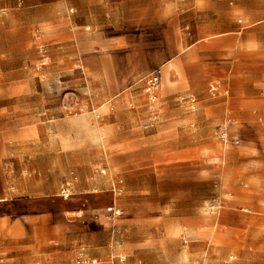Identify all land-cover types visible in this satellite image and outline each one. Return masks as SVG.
Returning a JSON list of instances; mask_svg holds the SVG:
<instances>
[{"label":"rangeland","instance_id":"obj_1","mask_svg":"<svg viewBox=\"0 0 264 264\" xmlns=\"http://www.w3.org/2000/svg\"><path fill=\"white\" fill-rule=\"evenodd\" d=\"M49 1L53 9H46ZM84 1L15 0L6 9L19 10L23 18H43L52 12L55 17L49 20L59 22L53 28L56 32L64 22L77 28L79 23L89 25L84 22L86 17H95L96 32L112 50L114 69L125 89L121 95L144 96L147 113L137 126H123L108 137L94 138L96 144L110 148L115 181L111 197L109 190L99 189L78 194L79 176L69 171L63 182L57 179L58 193L7 198L10 204L2 211L8 219L35 216L37 242L31 253L23 245H0V264H89L88 258H97L95 264L264 263V250L253 249L264 242V215L241 217L239 210L224 200L228 197L222 191L218 170L222 158L214 159L220 166H209L192 148L219 145L225 160L264 162V0ZM172 1H180L182 8L179 70L175 74L171 60L168 81L163 78V67L160 84L150 90L147 79L153 67L149 62L157 60L163 44L168 51L173 46L168 40L164 43L160 32L164 20L158 15ZM84 30L91 27L84 26ZM89 47L82 48L86 55L100 49ZM62 48L55 41L43 44L37 61L32 62L26 91L19 99L0 97V127L13 128L23 122L5 113L13 102H20L25 109H38L43 121L77 112L76 106L69 105L73 88L64 87L63 74L56 72L62 56L57 51ZM117 98L108 104L112 114L129 107L116 105ZM125 123L134 125L136 121L128 118ZM25 171L26 176L35 175L39 188L51 187L56 180L46 159L38 160L34 172ZM94 171L104 177L109 173L105 166ZM61 186L68 187L67 197L60 195ZM12 187L0 183V197ZM113 201L115 207L109 205ZM109 207L120 214L114 215ZM78 209L80 214L65 212ZM186 227L198 235L190 239L180 233L179 229ZM209 230L222 246L209 247ZM103 232L115 251L101 260L89 251L102 244ZM143 239L161 244L137 247ZM69 250L74 252L69 260L56 262ZM119 254L126 255L125 261L118 262Z\"/></svg>","mask_w":264,"mask_h":264},{"label":"crops","instance_id":"obj_2","mask_svg":"<svg viewBox=\"0 0 264 264\" xmlns=\"http://www.w3.org/2000/svg\"><path fill=\"white\" fill-rule=\"evenodd\" d=\"M89 1L92 0L84 2ZM14 3L15 0H0V6L5 9L4 13L0 14V97L19 99L18 96L28 87V75L33 72L32 62L37 61L43 44L55 41L57 45L63 46L57 51L62 56L57 60L56 72L63 74L64 87L73 88L74 96L69 99V105L72 104L78 108L74 114H62L44 121L40 118L41 113L38 109L22 108L20 102H13V106L4 109L6 114L18 116L19 120L23 119V122L17 123L13 128L0 127V183L6 186L13 185L12 189L5 190L3 197H0V245L1 247L23 245L28 247L27 253H31L37 242L36 218L34 215H19L8 219V215L2 211V207L10 204L7 198L32 199L38 195L58 193L57 179L63 182L68 177L69 171L71 173L74 171L79 176L78 184L81 187L77 190L78 194L99 189L100 191L109 190L108 196L111 197L110 187L115 186V181L114 174L112 175L113 172L110 170L112 168L109 163L110 148L96 144L94 138L108 137L123 126H137L147 113L145 111L147 100L144 96L121 95L125 89L121 87L114 69L112 50L109 45L105 47L106 40L101 38L100 32L95 30L98 27L95 17H86L84 22H89V25L79 23L77 28H71L64 22L65 24L62 25L66 26L56 32L57 29L53 28L54 25L58 27L59 22L53 24L49 20L55 17V14L48 12L43 18H23L19 10L6 9ZM18 5L20 4H17V7ZM178 5L180 1L165 4L158 14L160 21L164 20L163 28L160 30L164 43L168 40L173 44L171 51L166 50L163 44L157 53V60L149 62L151 67L160 68L161 76L162 67L159 63H166L172 59L175 74L179 70L180 52L177 44L182 40L180 32L182 8ZM45 7L53 9L54 4L49 1L45 3ZM84 26H90L91 30L85 31ZM87 46L100 49L98 52L86 55L88 53H85L82 48ZM88 57L90 59H87ZM161 57L164 58L162 61L159 60ZM169 69L171 70L170 67ZM111 84L114 88L110 89ZM257 90L260 92L262 89L257 88ZM116 98V105L123 103L129 107L119 114H112V108L108 104ZM250 115L256 116L253 113ZM110 118L114 122H109ZM128 118H133L136 123L134 125L125 123ZM102 121L104 122L101 123ZM103 129L105 131H102ZM86 137H91V140ZM40 138L44 139L41 141ZM192 148L196 154L199 153L206 159L205 163L209 166L218 164L214 159L222 158V164L221 166L218 164L220 166L218 170L222 191L228 197L224 200L237 208L241 217L264 215V162L260 165L246 160L236 162L225 160L224 151L219 145L200 148L192 146ZM38 153L45 155H38ZM39 159H46L50 164V174L56 179L50 183L51 187L39 188L37 181L33 180L35 175L24 174L26 169L34 172ZM100 166L109 169L105 177L94 171ZM65 185H69L67 180ZM60 188V195H63L65 191L68 195L70 194L68 187ZM109 205L115 207L114 201ZM77 211H79L78 214L82 212L80 209L74 212L65 210L66 213ZM210 230L207 238L209 247L222 246ZM179 231L190 239L199 233L192 227L180 228ZM102 235H104L102 244L89 251L95 253L101 260L115 251V247L109 244V235L106 232ZM87 236L91 241L93 240L92 235ZM213 239L218 242L212 241ZM153 243L161 244L158 240L154 242L143 239L136 245L140 248H149L154 245ZM223 247L226 245L223 244ZM253 249L264 250V242L257 243V247L254 246ZM2 252L5 254L6 249ZM73 254L74 252L69 250L56 262L61 259L69 260ZM116 258L118 262H123L126 255L119 254Z\"/></svg>","mask_w":264,"mask_h":264},{"label":"built area","instance_id":"obj_3","mask_svg":"<svg viewBox=\"0 0 264 264\" xmlns=\"http://www.w3.org/2000/svg\"><path fill=\"white\" fill-rule=\"evenodd\" d=\"M4 11H5V9L0 6V14L4 13ZM159 80H160V70H159V68H153L149 74V78L147 79L148 87L153 88V87L157 86V84L159 83ZM63 193H64L63 194L64 197L68 196L67 191H65ZM108 210L111 211L114 215L119 213L118 210H113L112 207H109ZM79 257L83 259V254L79 253ZM82 261L84 262L85 259H83ZM96 261H97L96 258H88L89 264H95Z\"/></svg>","mask_w":264,"mask_h":264},{"label":"bare ground","instance_id":"obj_4","mask_svg":"<svg viewBox=\"0 0 264 264\" xmlns=\"http://www.w3.org/2000/svg\"><path fill=\"white\" fill-rule=\"evenodd\" d=\"M172 60V59H171ZM171 60H168L166 63H160V66L163 68V67H165L164 68V70H163V78H166V80L168 79L167 77L170 75V69H169V67H170V65H171V63H170V61ZM159 70H160V68H159ZM160 79H161V70H160ZM164 80V79H163ZM163 80H162V82H163ZM168 81V80H167ZM171 81V80H170ZM164 83V82H163ZM159 84H160V80H159ZM170 84V83H169ZM150 88V90H154L155 89V87H153V88H151V87H149ZM155 97H156V95L155 94H153L152 96H151V99H153V100H155ZM216 158V157H215ZM119 214H120V211H119ZM79 261H77V263H78ZM83 262V261H82ZM97 262V261H96ZM83 263H86L85 261L83 262Z\"/></svg>","mask_w":264,"mask_h":264}]
</instances>
